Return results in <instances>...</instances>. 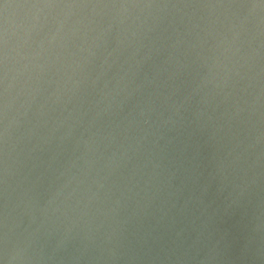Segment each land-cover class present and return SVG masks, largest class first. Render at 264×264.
<instances>
[{
  "label": "water",
  "instance_id": "water-1",
  "mask_svg": "<svg viewBox=\"0 0 264 264\" xmlns=\"http://www.w3.org/2000/svg\"><path fill=\"white\" fill-rule=\"evenodd\" d=\"M0 264H264V0H0Z\"/></svg>",
  "mask_w": 264,
  "mask_h": 264
}]
</instances>
